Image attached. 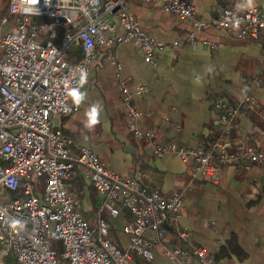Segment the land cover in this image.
I'll list each match as a JSON object with an SVG mask.
<instances>
[{
    "label": "built area",
    "instance_id": "obj_1",
    "mask_svg": "<svg viewBox=\"0 0 264 264\" xmlns=\"http://www.w3.org/2000/svg\"><path fill=\"white\" fill-rule=\"evenodd\" d=\"M161 1L163 11L187 20L192 27L183 41H174L173 46H195V32L208 27L238 39H256L264 31V13L255 7L223 8L207 21L196 19L194 6L185 0ZM127 2L51 0L46 5L45 0H39L32 6L35 11L28 13L23 11L25 0H9L8 13L14 17L15 27L0 33V264H131L134 256L151 262L157 247L173 264H218L212 254L196 247L184 230L176 231L178 243L171 246L168 234L182 208L179 193L163 196L149 188L144 172L119 175L89 148L81 147L74 157L72 140L57 128L61 115L80 109L83 100L77 105L71 93L83 94L81 78L86 74L88 79L99 57L104 62L114 60V49L132 42L144 61L154 66L165 48L164 42L142 30ZM57 28L61 30L59 43L55 42ZM73 46L79 47L81 56L71 63L67 50ZM120 69L116 62V81L128 128L156 156L171 154L192 160L198 172L214 178L228 166L264 168V150L247 144L235 151L220 140L209 148L185 147L175 139L160 143L151 131H141L137 127L141 113L132 99L144 87L129 90ZM254 84L264 90L263 83L255 80ZM249 89V85L244 86L238 106L222 98L215 100L214 108L222 113L227 126L237 117L240 105L254 108ZM259 113L264 117V109ZM76 165L83 168L84 179L100 196L93 224L79 212V200L70 192L69 181L76 175ZM124 209L133 218L122 227L129 245L119 249L108 239L110 224L105 215L115 217ZM212 230L218 235L213 222ZM147 231L152 236L147 237Z\"/></svg>",
    "mask_w": 264,
    "mask_h": 264
},
{
    "label": "crops",
    "instance_id": "obj_2",
    "mask_svg": "<svg viewBox=\"0 0 264 264\" xmlns=\"http://www.w3.org/2000/svg\"><path fill=\"white\" fill-rule=\"evenodd\" d=\"M5 1L3 6L0 0V33L15 27V19L8 13L9 0ZM185 1L194 6L198 20H211L223 8L255 7L264 13V0ZM127 8L144 32L165 43L156 64H147L139 47L132 42L118 45L114 60L104 62L99 57L83 86L80 109L61 115L57 128L72 140L74 157L81 147L89 148L119 175L129 177L144 172L149 188L157 189L163 196L181 195L179 218L168 234L171 246L178 243L176 231L184 230L194 245L212 254L218 264H264V168L228 166L214 178L198 172L192 160L184 161L171 154L156 156L129 130L116 81L117 62L129 90L135 92L138 86L144 87L132 99L141 113L137 127L151 131L160 143L175 139L185 147L209 148L220 140L228 142L232 151L246 144L264 150V117L259 113L264 109V90L254 84L255 80L264 84V31L256 39H238L208 27L195 32L198 41L195 46H173L174 41H183L192 30L187 20L163 11L161 0H128ZM203 40L216 46L203 44ZM71 48L80 51L78 46ZM245 85L250 86L248 94L254 108L240 105L229 127L222 113L214 108V102L222 98L225 103L238 106ZM97 104L99 122L89 128L87 112ZM75 171L69 181L70 192L74 190L83 205L82 216L93 224L100 196L84 179L83 168L76 165ZM105 218L110 224L112 243L119 249L127 248L129 238L122 227L133 216L124 209L115 217L105 215ZM212 222L218 235L212 230ZM146 236L152 233L147 231ZM131 264L173 263L157 247L151 262L134 256Z\"/></svg>",
    "mask_w": 264,
    "mask_h": 264
},
{
    "label": "clouds",
    "instance_id": "obj_3",
    "mask_svg": "<svg viewBox=\"0 0 264 264\" xmlns=\"http://www.w3.org/2000/svg\"><path fill=\"white\" fill-rule=\"evenodd\" d=\"M26 7L23 8V11L28 12V13H33L35 9L32 7L33 5H36L39 3V0H25ZM51 3V0H45V4L49 5ZM6 71H11L10 69H6ZM86 74H84L81 78V83H86ZM71 96L74 98V102L79 105L80 102L84 99V94H80L77 91H73L71 93ZM100 112V106L97 105H92L90 110L87 112L88 120L86 122V126L91 128L95 124L99 122L98 116ZM18 223V222H15Z\"/></svg>",
    "mask_w": 264,
    "mask_h": 264
},
{
    "label": "rangeland",
    "instance_id": "obj_4",
    "mask_svg": "<svg viewBox=\"0 0 264 264\" xmlns=\"http://www.w3.org/2000/svg\"><path fill=\"white\" fill-rule=\"evenodd\" d=\"M5 0H3V6L5 5ZM32 20H34V21H36V22H39V21H41L42 19L41 18H37V17H33V18H31ZM46 21H51V20H49V19H46ZM28 23H30V22H28ZM57 34H58V36H60V34H61V30H60V28H57ZM58 42L59 41V37H58V40H55V42ZM1 53H2V51L0 50V55H1ZM40 181H41V184H44V178H40ZM71 193L73 194V195H75V197L77 198V196H76V194L74 193V190H72L71 189ZM96 195V194H95ZM78 199V198H77ZM79 200V199H78ZM82 205V203H80V200H79V212L81 213L82 211H83V205ZM92 207H93V204H92ZM97 211V210H96ZM110 234H109V236H108V239H113V237H112V235H111V228H110ZM123 232V231H122ZM113 241V240H112ZM111 241V242H112Z\"/></svg>",
    "mask_w": 264,
    "mask_h": 264
},
{
    "label": "trees",
    "instance_id": "obj_5",
    "mask_svg": "<svg viewBox=\"0 0 264 264\" xmlns=\"http://www.w3.org/2000/svg\"><path fill=\"white\" fill-rule=\"evenodd\" d=\"M67 55H68V58H69L71 63L77 62L81 56L80 51H78L76 49H72V48L67 50ZM73 57L75 59H73Z\"/></svg>",
    "mask_w": 264,
    "mask_h": 264
}]
</instances>
